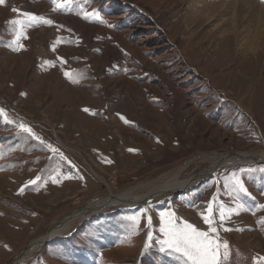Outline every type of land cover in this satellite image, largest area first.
<instances>
[{"label":"rangeland","instance_id":"obj_1","mask_svg":"<svg viewBox=\"0 0 264 264\" xmlns=\"http://www.w3.org/2000/svg\"><path fill=\"white\" fill-rule=\"evenodd\" d=\"M164 1L0 5V264H11L98 197L143 194L173 176L194 177L209 168L210 155L264 154V27L243 21L236 44L215 40L213 27L227 17L192 22L198 10L191 0ZM239 39L256 43L257 61L237 54ZM262 169L264 163L225 164L157 200L106 205L26 264H189L161 251L160 213L206 231L201 213L213 197L219 241L228 245L221 264H264ZM57 171L61 182L53 184ZM235 178L250 195L234 191ZM221 204L235 209L223 227ZM132 217L140 219L134 224Z\"/></svg>","mask_w":264,"mask_h":264},{"label":"bare ground","instance_id":"obj_2","mask_svg":"<svg viewBox=\"0 0 264 264\" xmlns=\"http://www.w3.org/2000/svg\"><path fill=\"white\" fill-rule=\"evenodd\" d=\"M170 1L171 0H166L163 3L168 4V2ZM188 1L189 0H184V2H188ZM191 1L195 5V7H197V10H198L196 12L197 14L196 17L193 16L192 22L202 21L203 19H198L199 16H202V17L204 16L205 20L207 21H209V19L218 20L222 18L225 19L226 17L228 18L226 19L227 21H229V23L221 22L218 28L217 26L213 27L214 29L211 31L212 33L211 37L214 38V35L218 34V37H216V39L214 38L215 40H219V38H221L220 40L223 39L224 41L225 40L232 41V38H233L235 39V44H236L237 39L238 37H240L241 35L240 33L242 31L240 27L244 28L243 27L244 22H249L251 23L252 26L258 24L259 26L264 27V7L261 6L260 4H257L255 0H191ZM232 23L233 25H231ZM226 27L230 30V32H226L227 31ZM222 28L226 30H222ZM249 31L250 30L248 29V32ZM229 35H233V37ZM256 46H257L256 43H253L252 45H250L249 43L244 44L239 39L238 47L236 46L238 50L237 54L243 55L245 58H248V56H251V59L253 57L254 60L257 61V56L260 54V52L257 53ZM247 54H250V55H247ZM225 55H229L228 51ZM249 66H253V63L250 64ZM239 76L242 77V80L244 79V76L242 74H240ZM243 81L246 82L247 80L244 79ZM241 87L243 88L242 85ZM210 156H212L211 163L209 165V168L206 169V171H204L205 173L203 172L201 174L195 175L194 177L191 176L183 180H180L177 176L175 177L173 176L167 179L164 183L161 182L162 185H158L156 188L146 193H143V194L132 195V194L127 193V194H120L118 196H114L111 194L108 197L102 196L94 200H91L87 204V207L83 208L82 210L73 214L72 216L64 219L62 222L54 225L45 237H42L41 239L35 240L32 243H30L27 249L18 253L14 257V260L13 262H11V264H26L27 262L31 261L41 246L45 245L46 243H49L50 241L57 239L58 237L62 238L65 236V234H69V232H71L73 228L77 227L79 224L84 222L87 218L91 217L92 213L98 211L99 208H102V209L105 208L106 205H111L112 203H115V202L122 203V205L124 204L125 206L126 205L135 206L143 202L147 203L151 200L153 201V200H157L159 198L165 197L166 194L168 193H171V192L176 193L180 191L182 188L191 187L193 184L201 180V178L204 177L205 174H210L211 172L214 171V169H217L220 166L222 167V165H225V164L232 165L236 163L241 164V163H247L249 161L250 162L252 161L253 162L263 161L264 162V154H258L257 152H240L236 154H231V153L225 154L224 153L221 155L214 154Z\"/></svg>","mask_w":264,"mask_h":264},{"label":"snow or ice","instance_id":"obj_3","mask_svg":"<svg viewBox=\"0 0 264 264\" xmlns=\"http://www.w3.org/2000/svg\"><path fill=\"white\" fill-rule=\"evenodd\" d=\"M6 0H0V5H4ZM13 12H16L17 9L13 8ZM24 16L28 18L29 21H36L39 19L37 16L24 13ZM85 18H88L86 15ZM13 24L22 25V21L13 20L11 21ZM45 23L52 24L51 20L45 21ZM20 34L23 35V29L21 27ZM19 47H23V45H19ZM63 62L62 58H60ZM66 77L71 78L70 73H64ZM75 82V81H74ZM23 95V93H22ZM85 112L90 111L89 109H84ZM4 114V109L0 108V115ZM124 122L130 123L124 117H120ZM19 127L26 133L32 135L35 139L39 140L38 136H35V133L32 131L30 127L21 123ZM42 144L44 141H40ZM52 153H59V149L53 147L52 145L46 146ZM129 151H135V149H129ZM59 155L63 158V153H59ZM66 160V158H64ZM105 163H112L111 160L105 159ZM69 163H71L69 161ZM264 171V169H262ZM59 172L57 171L55 175L50 177L51 182L53 184H58L61 181L58 179ZM71 176H65L64 179H71ZM40 178L37 177L34 180L28 182L29 185H34ZM27 187V185L25 186ZM233 189L236 192H243L247 195L248 193L247 188L241 182L239 178L234 179ZM25 188L20 189V194H23ZM215 197H213V201H215ZM213 201L208 203L206 214L201 213L202 219L204 224L207 225V230H201L200 228L196 227L194 224L189 223L188 221L184 220L182 222H178V218L175 217L173 212H161L160 213V233L163 234L164 239L160 241L161 244V251L164 250H171L175 253H179L181 256L185 258L189 264H221V259L227 258L228 252V245L227 243H221L218 237V228L216 219L214 216V212L216 211L213 208ZM242 207V205H241ZM145 213L149 211L148 208L143 210ZM235 209L229 210L228 212L225 211L224 205H219V220H220V227H223V222L230 217L232 212ZM238 214V213H236ZM133 223L136 224L139 221V217H132L131 218ZM147 225L151 228L152 225V217L147 216ZM225 231L229 229L225 228ZM148 239H152V232L149 231L147 233ZM221 247L224 248V253L221 254L220 249ZM264 260V257L261 258Z\"/></svg>","mask_w":264,"mask_h":264},{"label":"water","instance_id":"obj_4","mask_svg":"<svg viewBox=\"0 0 264 264\" xmlns=\"http://www.w3.org/2000/svg\"><path fill=\"white\" fill-rule=\"evenodd\" d=\"M252 163H256V164H257V163H264V162H263V161H258V162H253V161H252ZM210 174H211V173H210Z\"/></svg>","mask_w":264,"mask_h":264},{"label":"crops","instance_id":"obj_5","mask_svg":"<svg viewBox=\"0 0 264 264\" xmlns=\"http://www.w3.org/2000/svg\"><path fill=\"white\" fill-rule=\"evenodd\" d=\"M155 21V20H154ZM41 33V32H40ZM40 48L42 47L41 44H39ZM128 85H131V84H128ZM133 85V84H132ZM126 129V128H125ZM127 130V129H126Z\"/></svg>","mask_w":264,"mask_h":264}]
</instances>
